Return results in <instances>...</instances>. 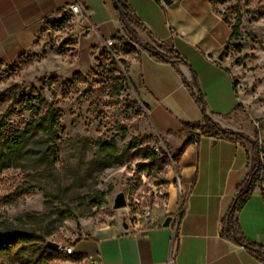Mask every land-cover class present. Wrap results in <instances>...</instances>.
Returning <instances> with one entry per match:
<instances>
[{"label":"rangeland","instance_id":"rangeland-1","mask_svg":"<svg viewBox=\"0 0 264 264\" xmlns=\"http://www.w3.org/2000/svg\"><path fill=\"white\" fill-rule=\"evenodd\" d=\"M217 9L231 24L242 17L240 34L224 50V60L244 94L242 117L263 134L252 138L257 137L262 154L264 0H224ZM69 22L45 33L40 50L12 64L0 61V151L13 137L24 141L0 172V233L26 231L59 245L51 264H81L63 249L99 227L141 228L147 215H168L172 189L180 196L176 155L159 143L129 82L120 95L112 88L111 77L128 68L125 54L113 48L83 72L91 58L73 57L77 39ZM47 107L59 119L55 132L38 125ZM155 145L164 162H149ZM119 194L127 205L116 210Z\"/></svg>","mask_w":264,"mask_h":264},{"label":"crops","instance_id":"crops-1","mask_svg":"<svg viewBox=\"0 0 264 264\" xmlns=\"http://www.w3.org/2000/svg\"><path fill=\"white\" fill-rule=\"evenodd\" d=\"M124 1L146 29L138 31L142 43L155 42L163 53L173 50L190 66L158 62L139 47L125 58L129 85L145 107L159 143L176 155L174 177L180 181L181 193L170 191L168 215L157 218L153 228L137 233L123 226L93 229L74 242L76 256L81 260L93 256L98 264H264L221 236L222 222L254 160L252 146L198 137L199 132L181 133L185 124L203 122L186 87L192 84V69L214 121L250 138L256 134L263 138L242 117L244 94L239 85L234 88L239 79L230 62L218 60L233 41L231 26L211 0ZM76 2L84 8L85 24L96 28L73 47L74 58L83 53L91 58L83 72L90 71L110 51L105 41L113 39L117 44L114 38L123 34L111 0H0V61L12 64L40 50L44 34H50L44 29L46 22H60L65 8ZM261 157L264 161V152ZM263 193L264 188H256L238 214L243 235L262 247ZM169 217L171 223L164 227Z\"/></svg>","mask_w":264,"mask_h":264},{"label":"trees","instance_id":"trees-1","mask_svg":"<svg viewBox=\"0 0 264 264\" xmlns=\"http://www.w3.org/2000/svg\"><path fill=\"white\" fill-rule=\"evenodd\" d=\"M111 1L114 4L123 31V34H119L116 38H114L117 41V44L114 48L119 46L120 50L125 54V56H128L137 53L136 48L133 47V45H136L142 51L147 52L150 57L158 62L173 65L182 64L190 68L188 63L175 51L169 50L166 53H163L153 46V44H156L155 42L152 44L142 43L138 37V31L145 32L146 29L139 18L131 10L126 1ZM211 2L216 10L217 6L224 4V0H211ZM224 21L229 24L232 29L230 41L234 40L240 34L242 26L241 15L238 14L236 16L234 24H231L230 20L226 17H224ZM68 23L69 19L65 16L60 22L56 24H49L46 22L44 29L50 32V29H53L54 27L61 28L64 25H68ZM48 25H50V28H48ZM136 59H138V57ZM191 72L192 84L191 86L186 84V87L191 92L196 104L202 112L203 122L196 124H185L181 133L192 135L194 132H199L200 134L198 137L203 136L235 143H248L252 146L254 160L250 166L249 174L246 180L238 188L232 205L230 206L222 222L221 236L234 245L245 248L258 259L264 261V247L248 240L243 235L238 222V214L250 200L255 189L261 185L264 177V164L260 160L261 148L258 139L257 137L252 139L243 133L225 129L221 127L216 121H214L212 116L208 113L206 99L198 83L197 76L192 69ZM111 80L113 90L118 95H120L126 89L129 81L128 68L125 69L124 74L113 75ZM237 85V82H234L235 89H237ZM47 108L48 115L43 118V120H40L38 125L47 133L50 131L55 132L59 127V119L54 115L52 108ZM23 143L24 141L22 137H13L12 139L6 140L4 142L5 150L0 151V172L6 167L11 156L23 148ZM188 143L189 141L186 142L184 148ZM105 146L108 147L110 151L115 150V148H111L109 144H105ZM164 161L165 160H162L159 156H157L152 149L149 162L156 164L158 162ZM58 257V251L49 247L44 238L34 233L18 230L10 231L8 233H0V264H51V261ZM67 257L69 260H81L77 256Z\"/></svg>","mask_w":264,"mask_h":264},{"label":"built area","instance_id":"built-area-1","mask_svg":"<svg viewBox=\"0 0 264 264\" xmlns=\"http://www.w3.org/2000/svg\"><path fill=\"white\" fill-rule=\"evenodd\" d=\"M64 16H66L69 20H71L72 24L77 26V29L73 33V37L77 40L90 36L96 30L95 26L90 22L85 24L86 19L84 16V8L78 2L71 4L70 6L65 8ZM115 45L116 43L113 39H108L105 41V46L110 50L109 52L112 51ZM152 149L156 153V155L159 156L162 160L166 159V157H164V153L162 149L158 145L153 146ZM177 186H178V192L181 193L180 181L178 178H177ZM260 186L264 188V180L261 182ZM156 224H157V219L152 215H147L144 219V223L141 228L131 227L129 229H131L133 233H137V232L147 231L153 228L154 226H156ZM63 252L65 253L66 256L76 257L74 243L68 247H65L63 249ZM80 263L98 264L93 256H89L88 258L80 260Z\"/></svg>","mask_w":264,"mask_h":264},{"label":"water","instance_id":"water-1","mask_svg":"<svg viewBox=\"0 0 264 264\" xmlns=\"http://www.w3.org/2000/svg\"><path fill=\"white\" fill-rule=\"evenodd\" d=\"M164 1L166 3H170L169 0H164ZM224 53L225 52L222 51L220 53V55L218 56V60L219 61H223V59H224ZM126 205H127V202H126L125 196L123 194H119L116 197L115 201H114V209L119 210V209L125 208ZM170 223H171V218L169 217V218L166 219V221L164 223V227L169 226ZM123 227L124 228H127V226L125 224H123ZM48 246L51 247V248H53L54 250H57V251L60 249V246L59 245H57L55 243H52V242L48 243Z\"/></svg>","mask_w":264,"mask_h":264},{"label":"flooded vegetation","instance_id":"flooded-vegetation-1","mask_svg":"<svg viewBox=\"0 0 264 264\" xmlns=\"http://www.w3.org/2000/svg\"><path fill=\"white\" fill-rule=\"evenodd\" d=\"M126 226H127V224H125ZM127 228H128V226H127Z\"/></svg>","mask_w":264,"mask_h":264}]
</instances>
